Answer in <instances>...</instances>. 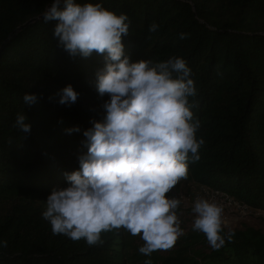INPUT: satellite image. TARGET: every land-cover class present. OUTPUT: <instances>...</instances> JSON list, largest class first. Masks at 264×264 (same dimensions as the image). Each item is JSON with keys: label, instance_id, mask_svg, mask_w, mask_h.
Returning a JSON list of instances; mask_svg holds the SVG:
<instances>
[{"label": "trees", "instance_id": "1", "mask_svg": "<svg viewBox=\"0 0 264 264\" xmlns=\"http://www.w3.org/2000/svg\"><path fill=\"white\" fill-rule=\"evenodd\" d=\"M52 2L0 0V242L7 241L0 264H264V231L255 227H224L234 236L219 250L206 247L203 233H191L167 255L157 250L150 257L123 228L103 233L93 246L53 235L42 215L46 200L68 186L65 173L80 168L78 157L87 152L83 132L103 120L110 97H100L95 86L106 54L73 59L57 47L58 21L42 17ZM76 2L127 15L122 42L130 63L186 61L197 89L189 98L200 122L196 136L204 140L200 159L189 161L187 180L264 209V0ZM69 84L80 95L61 105L55 94ZM26 93L42 98L29 106ZM18 113L31 124L26 137L14 126ZM77 126L79 132L66 131Z\"/></svg>", "mask_w": 264, "mask_h": 264}, {"label": "clouds", "instance_id": "2", "mask_svg": "<svg viewBox=\"0 0 264 264\" xmlns=\"http://www.w3.org/2000/svg\"><path fill=\"white\" fill-rule=\"evenodd\" d=\"M42 17L45 23L58 21L53 33L57 47L73 59L106 54L95 86L100 97H110L102 105L103 120H93V127L83 132L87 152L78 157L80 168L65 173L67 187L53 189L43 218L50 222L53 235L84 239L89 246L102 243L103 233L123 228L144 241L138 249L142 255L171 250L185 232L178 215L181 200L168 194L188 178L189 161L200 159L204 144L196 136L200 122L194 120L195 103L189 102L197 95L191 69L175 56L155 64L130 63L122 36L129 34L131 21L100 3L53 0ZM157 27L152 24L149 31ZM55 95L59 104L71 106L80 93L69 84ZM40 98L42 94L26 93L23 101L31 106ZM27 120L18 113L14 125L25 137L31 133ZM222 211L200 197L192 207V230L202 232L213 250L232 242L234 236L224 232ZM0 246L6 248L7 241Z\"/></svg>", "mask_w": 264, "mask_h": 264}, {"label": "rangeland", "instance_id": "3", "mask_svg": "<svg viewBox=\"0 0 264 264\" xmlns=\"http://www.w3.org/2000/svg\"><path fill=\"white\" fill-rule=\"evenodd\" d=\"M205 187L187 179L181 180L168 194L170 197H176L181 200L178 215L181 220V228L185 234L180 236L177 243L171 250L177 247L178 242L183 236L191 233H202L192 230V225L195 219V214L192 212L194 201L197 197L208 199L210 202L218 204L222 208V216L224 227L227 229H244L246 227H255L264 231V209L254 208L246 203V206L236 203H230L223 197H215ZM210 191V190H209ZM234 197V196H233ZM135 243L143 246L144 241L139 235L133 236ZM203 243H199L196 247H201ZM206 247H210L207 242ZM171 250H159L160 254L167 255Z\"/></svg>", "mask_w": 264, "mask_h": 264}, {"label": "built area", "instance_id": "4", "mask_svg": "<svg viewBox=\"0 0 264 264\" xmlns=\"http://www.w3.org/2000/svg\"><path fill=\"white\" fill-rule=\"evenodd\" d=\"M203 187H205L206 189H208L206 191L210 192L212 194V196H215V197H223V198H225V200L227 202L228 201H230V203H236V202H238L239 204H242V205L246 206V203L245 202L240 201V200H237L235 197H233L232 195H230V194H228V193H226L224 191L217 190V189H212V188H209V187H206V186H203Z\"/></svg>", "mask_w": 264, "mask_h": 264}, {"label": "water", "instance_id": "5", "mask_svg": "<svg viewBox=\"0 0 264 264\" xmlns=\"http://www.w3.org/2000/svg\"><path fill=\"white\" fill-rule=\"evenodd\" d=\"M49 6H50V5H49ZM49 6H48V7H49ZM35 19H36V18H33V19H31L30 21H28L27 23H25V24L21 25L20 27H18V28L12 33V35H10V36L8 37V39H10L11 36H13L14 33H15L17 30H20L21 28L25 27L27 24L31 23V22L34 21ZM8 39H7V40H8ZM0 51H1V49H0Z\"/></svg>", "mask_w": 264, "mask_h": 264}]
</instances>
